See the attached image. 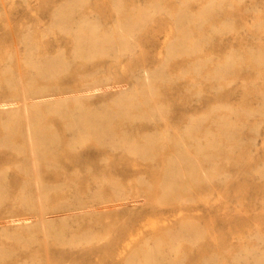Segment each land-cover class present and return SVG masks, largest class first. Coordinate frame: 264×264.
Returning a JSON list of instances; mask_svg holds the SVG:
<instances>
[{"label":"rangeland","instance_id":"rangeland-1","mask_svg":"<svg viewBox=\"0 0 264 264\" xmlns=\"http://www.w3.org/2000/svg\"><path fill=\"white\" fill-rule=\"evenodd\" d=\"M69 1L71 0H0V119L7 116L4 101L11 98L18 100L19 96L18 91L1 80L6 67L16 70L20 86L28 87L35 77L23 59L28 52L23 41L25 36H35L33 39L36 42L32 45V52L35 54L62 56L65 71L57 80L62 92L72 90L85 78H88L86 84H91L92 78L104 80L89 96L80 95V106L90 105L98 110L107 105L110 107L113 100L122 98L138 86L146 73L159 70L166 63L175 70L187 68L186 57H168L179 31L175 20L166 12L155 14L142 23V28L135 30L134 42L121 58L102 55L90 60L89 66L82 64L74 56L76 41L71 37L73 33H66L53 26L58 9ZM117 1L122 4L120 10L115 6L116 0H85L83 9L95 16L103 29L111 30L126 10V13H135L137 11L134 9L153 3L154 0ZM169 1L172 3L177 0ZM189 4L194 10L200 7L198 1H191ZM240 5L242 10L237 18V32L217 36L214 43L209 44L207 51L223 55L246 43L264 46V32L250 25L255 21L256 14L264 13V0H242ZM85 66H88L89 73ZM183 78V75L176 76L175 82H172L174 85H166L165 87H171L169 92L168 88L163 89V100L166 105L169 104V110L162 113V121L155 123L141 118L130 121L126 115L117 113V117L113 115L114 122L109 120L112 126L109 125L116 127L111 133H145L151 137L154 133L169 132L174 139L176 129H183L186 122L204 113L213 103H227L231 107L249 103L260 110L240 127L242 144L232 146L228 157L217 161L216 171L219 176L203 181L198 187L192 188L186 198L180 200H163L154 190L147 194H136L132 187L137 178L152 184L160 179L167 164L165 159L171 151L170 144L155 159H142L119 146L105 145L100 143L102 141L91 138L84 139V142L79 140V144L73 149L71 144L75 143L76 131L69 128L64 130L61 117L51 115L49 125L57 138H47L44 141L48 150L55 151L56 159L50 168L53 171L44 175L39 163L33 167L34 172L30 171L29 175H25L19 168L27 162L28 157L17 152L16 147L0 146V179L3 184L0 198H5L0 205V250L5 249L11 253V257L0 261V264H125L126 261H132L130 256L139 253L140 247L146 242L152 244L154 239L160 240L161 255L175 254L172 246L178 245V253L185 256L178 264H233L237 261L240 264H254L253 255L264 254V173L261 172L264 169V108H259L264 104V80L256 79L254 73L244 71L236 81L215 91L211 90L208 83H196ZM37 79L36 84L41 80V83L46 82L41 77L38 81ZM198 84L203 91L195 94L194 89ZM244 84L253 88L249 96L246 95ZM70 101L68 98L67 107ZM23 103H28V99L24 98ZM168 118L170 121H167ZM0 127L1 136L2 124ZM209 127L214 126L202 124L198 131L202 132ZM62 141L64 144L61 146ZM42 175L49 184L61 185L55 194L50 193L46 197L49 208L65 205L63 200L66 198L75 204L69 209L60 208L57 214L53 211L48 214L55 217L56 222L66 219L70 225L67 226V231L91 230L96 236L91 243L53 247L43 241V235L39 234L36 236L38 241L19 249L13 240H5L3 233L15 232L17 223L24 220L23 216L32 213L25 211L24 204L18 202L19 189L26 182L39 181ZM111 179L124 187L121 192L122 200L116 204L103 203L100 198L85 201L89 213H78L76 203L86 200L87 196L98 193L100 197L102 193L104 199L108 198ZM184 228L199 233L195 242L181 240L178 243L169 240ZM28 238L29 236L24 237ZM171 261L160 260L163 264Z\"/></svg>","mask_w":264,"mask_h":264},{"label":"bare ground","instance_id":"bare-ground-1","mask_svg":"<svg viewBox=\"0 0 264 264\" xmlns=\"http://www.w3.org/2000/svg\"><path fill=\"white\" fill-rule=\"evenodd\" d=\"M84 1L71 0L62 5L55 14L53 21L54 27L66 33H73L71 37L76 41L74 56L81 60L82 64L88 65L90 60L102 55H112L115 59L121 58L130 49L132 41L134 42L135 30L142 28L144 26L142 23L155 14L166 12L175 20L179 31L177 40H174L172 47L170 46L168 57L183 56L184 59L187 58V68L185 65V70L181 68L175 70L173 67L171 69L166 63L161 69L153 70L150 74L146 73L138 86L123 95L122 98L113 100L110 107L107 105L98 110L90 107V105L80 106V95L89 96L100 86V82L104 83V80L92 78V83L86 84L88 78L83 80L79 78L82 82L78 83V86L70 91L62 92L60 86L57 85L58 78H61L58 76L65 71L61 61L62 56L58 54L54 56L35 54L32 52V45L36 42L33 39L35 36L32 38L25 36L23 41L28 52L23 56V59L28 64L29 69L33 71L35 77L28 87L20 86L21 81L16 70L6 67L1 80L6 82L10 88L18 91L19 96H17L18 100L11 98L3 103V107L7 109V116L0 119V124L3 126L0 146L16 147L17 152L28 157L27 162L19 168V171H22L25 175H29L30 171H33V167L35 168L39 163L42 166L44 175L48 171H53L50 168L55 161L54 159H56L54 158L55 151L48 150L44 141L47 138L56 137L49 125L51 115L61 117L64 130L69 128L76 131L75 143H70L71 147H76L79 140H90L91 138V140L102 141L100 143L105 145L119 146L128 153L142 159H155L157 156L162 155L164 147L170 144L171 151L165 159L167 164L162 175L159 176L160 179L152 184L143 181L142 178H137L136 184L131 189L139 195L154 190L163 200L186 198L192 188L198 187L205 180H213L216 176H219L216 171L217 161L227 158L232 146L242 144L239 134L240 127L245 125L250 116L260 109L252 107L249 103H243L239 107H231L227 103H213L204 113L186 122L183 129H176L174 139L170 137L169 132L154 133L151 137H148L145 133L128 134L127 132L126 134L123 131H121L122 134L111 133L113 129H116V127H111V123L114 122L113 115L122 113L130 121L136 118L155 123L162 121L163 116L161 115L168 109L167 106L169 105H166L165 100H163V89L166 85L170 84L171 86L174 78L180 75H183L186 78H183L185 80L208 83L211 90L215 91L221 90L226 85L236 81L244 71L252 72L255 74L256 79L264 80V46L246 43L223 55L207 51L209 44H213L217 36L226 32H237L239 28L237 18L242 10L240 5L242 0H177L172 3L169 0H154L153 3L141 7L135 5L137 7V9H134L137 11L135 13H126L128 11L126 10L124 16L114 23L111 30L103 29L102 24L95 16L87 13L86 10L84 11ZM191 1H198L200 7L197 10L191 9L189 4ZM117 2L116 0L115 6L117 10H120L122 4ZM233 12L236 13L233 14ZM250 25L264 32V13L256 14L255 21ZM40 51L42 52L41 48ZM96 60L94 64H96ZM88 66H85L86 71ZM80 70L82 69L80 68ZM73 73L76 74L75 71ZM38 76L46 82L41 83V80L40 83L36 84V79L39 80ZM178 81L180 80L178 79ZM244 86H246V95L249 96L253 88L248 84H244ZM165 88H168V92L171 89L169 86ZM202 91L203 89L199 84L194 89L195 94H200ZM24 98L28 99V103H23ZM68 98L71 101L67 107ZM259 108L263 109L264 104ZM110 114L112 117H110ZM168 114L170 116V113ZM109 120L111 123H109ZM167 121H170V119L168 118ZM167 121L165 119L164 122ZM202 124L213 125L214 127L199 132L198 127ZM118 129L122 130V128ZM63 141L61 146L64 144ZM261 172L264 173V169ZM55 173H57L56 170ZM56 179L58 181V176ZM109 184L111 190L108 198L104 199V194L102 195L101 192L100 197L98 193L87 196L86 200L82 199L83 201H79V204L76 203L78 213H89L85 201H94L100 198L103 203L116 204L117 201L122 200L121 192L124 187L114 179H111ZM60 187L61 185L49 184L43 175L35 183L26 182L19 189L17 200L19 203L24 204L23 209L25 211L32 213L23 216L22 219L24 220L17 223L15 232H4L5 240H13L19 249L29 247L33 241H38L36 236L39 234L43 235V241L48 242L53 247L56 245L91 243L96 237L91 230H68V232L66 228L69 223L66 219L56 222L55 217L48 214L49 211L57 214L62 207L69 209L70 206H75L73 202H69V199L66 198L63 200L65 205L48 207L46 197L50 193L56 192ZM2 188L3 184L0 179V196L2 195ZM85 193L87 192L85 191ZM149 196L150 194H148ZM8 197L9 195L6 198ZM4 200L5 198H0V205ZM198 235V232L184 228L169 240L178 243L181 240L193 243L197 240ZM25 236H29V238L24 239ZM41 245L43 246V244ZM46 247H48L47 244ZM172 249L176 251L175 254L161 255L159 253L160 240L154 239L152 244L146 242L140 247L139 253L130 256L129 259H132V261H126L125 264H163L160 262L161 259H171L172 261L169 264H178L185 256L178 253V245L172 246ZM8 257H11L10 252L5 249L0 250V261ZM253 258L254 264H264V254H254ZM45 259L49 261L48 258ZM233 264L240 263L237 261Z\"/></svg>","mask_w":264,"mask_h":264}]
</instances>
